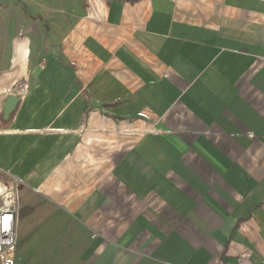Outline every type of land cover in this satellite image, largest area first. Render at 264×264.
Returning <instances> with one entry per match:
<instances>
[{"label":"crops","instance_id":"1","mask_svg":"<svg viewBox=\"0 0 264 264\" xmlns=\"http://www.w3.org/2000/svg\"><path fill=\"white\" fill-rule=\"evenodd\" d=\"M11 128L0 168L69 215L34 264H264V0H0Z\"/></svg>","mask_w":264,"mask_h":264},{"label":"rangeland","instance_id":"2","mask_svg":"<svg viewBox=\"0 0 264 264\" xmlns=\"http://www.w3.org/2000/svg\"><path fill=\"white\" fill-rule=\"evenodd\" d=\"M20 131L21 130L15 128L0 129V136L19 135L21 134ZM38 131H41L42 133H50L57 131V129H41L37 130V132ZM128 140L129 139H124L123 143L126 144ZM110 142V140L107 141L109 153L116 150L117 147L119 148V145L122 143L120 142V139L117 140V143ZM108 157L109 159L107 160L106 164L111 162V156ZM96 158H99L98 161L102 159H100L99 153H94L91 155L89 160L85 159L84 163H86L84 166L87 165V162L90 164V161H93ZM81 164H83V160L81 161ZM81 164L79 162L80 166ZM100 165L104 164L100 163ZM75 170L78 171V169ZM16 176H18V178L22 181L19 189L21 209L17 230V262H27V264H34V262L42 259L48 260L49 262L57 260L68 261L67 255H64L66 256L65 259H63L64 256L59 258V252H66L68 250V235L70 230L69 215L60 208L52 205L50 202H47L48 200L45 201L43 206L40 202L42 198H40V195L36 193V189L32 187L30 189L27 180L23 179L24 177L22 178V176L18 174ZM26 177L29 178L30 176L28 175ZM52 177L55 179L52 181L53 183H56L58 179H61V184H64L61 186H65L63 187V191L66 190L67 180H70L71 182L74 180L73 175L69 177L66 174H54L50 176V178ZM23 210H25V214L24 216H21V211ZM25 215L27 216L25 217ZM26 251L29 252V255H26Z\"/></svg>","mask_w":264,"mask_h":264},{"label":"built area","instance_id":"3","mask_svg":"<svg viewBox=\"0 0 264 264\" xmlns=\"http://www.w3.org/2000/svg\"><path fill=\"white\" fill-rule=\"evenodd\" d=\"M22 181L0 168V264H16Z\"/></svg>","mask_w":264,"mask_h":264},{"label":"water","instance_id":"4","mask_svg":"<svg viewBox=\"0 0 264 264\" xmlns=\"http://www.w3.org/2000/svg\"><path fill=\"white\" fill-rule=\"evenodd\" d=\"M18 102H19V97L12 94L6 96L1 107L3 120L7 121L11 117V115L16 110Z\"/></svg>","mask_w":264,"mask_h":264},{"label":"trees","instance_id":"5","mask_svg":"<svg viewBox=\"0 0 264 264\" xmlns=\"http://www.w3.org/2000/svg\"><path fill=\"white\" fill-rule=\"evenodd\" d=\"M24 212H25L24 210H23V211H21V215L25 214Z\"/></svg>","mask_w":264,"mask_h":264},{"label":"bare ground","instance_id":"6","mask_svg":"<svg viewBox=\"0 0 264 264\" xmlns=\"http://www.w3.org/2000/svg\"><path fill=\"white\" fill-rule=\"evenodd\" d=\"M19 216H20V211H19Z\"/></svg>","mask_w":264,"mask_h":264}]
</instances>
